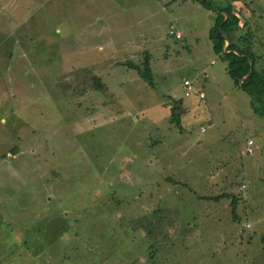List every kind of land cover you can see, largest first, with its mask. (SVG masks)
<instances>
[{
    "label": "rangeland",
    "instance_id": "1",
    "mask_svg": "<svg viewBox=\"0 0 264 264\" xmlns=\"http://www.w3.org/2000/svg\"><path fill=\"white\" fill-rule=\"evenodd\" d=\"M210 2L0 0V264H264V103Z\"/></svg>",
    "mask_w": 264,
    "mask_h": 264
},
{
    "label": "trees",
    "instance_id": "2",
    "mask_svg": "<svg viewBox=\"0 0 264 264\" xmlns=\"http://www.w3.org/2000/svg\"><path fill=\"white\" fill-rule=\"evenodd\" d=\"M199 1L206 8L212 9L210 0ZM217 10L215 22L208 32L213 51L223 54L227 60V73L234 80L235 85L240 86L254 97L256 101L264 103V63L261 62V56L253 49V33L249 30L243 31L239 16L231 10L230 6L218 8ZM226 41L229 42L228 52H224ZM261 42L259 43L260 45L263 43ZM149 60V55L146 54L143 60L144 71H140L137 68L138 66H135L133 63L126 62V65L131 68H137L139 75L149 82L151 76ZM250 61H252V71L249 74ZM100 85V83H97L98 87ZM254 109L255 112L259 113L256 108ZM171 119L175 123L179 121V116L175 115L173 108L171 110ZM234 212V208H232L233 215H235Z\"/></svg>",
    "mask_w": 264,
    "mask_h": 264
},
{
    "label": "crops",
    "instance_id": "3",
    "mask_svg": "<svg viewBox=\"0 0 264 264\" xmlns=\"http://www.w3.org/2000/svg\"><path fill=\"white\" fill-rule=\"evenodd\" d=\"M248 5H250V3H249V1H246V0H244V1H242V0H227V3L225 5V7L226 6H230L231 7V10L233 12H235L239 16L240 22H250V20H252V16L250 14V10L248 9V7H249ZM249 17H250V19H249ZM253 20L251 22H253ZM181 37H182V34H181ZM227 42L228 41L225 42L224 52H225V47L227 46ZM211 63H213V61ZM185 80H188V79H185ZM262 114H264V112ZM252 145H253V142H252ZM252 153H253V150H252ZM209 200L217 201V199H215V198H209ZM233 201H234V199L232 200V208H233ZM232 208H231V214H232ZM233 217L236 218V215H233Z\"/></svg>",
    "mask_w": 264,
    "mask_h": 264
},
{
    "label": "built area",
    "instance_id": "4",
    "mask_svg": "<svg viewBox=\"0 0 264 264\" xmlns=\"http://www.w3.org/2000/svg\"><path fill=\"white\" fill-rule=\"evenodd\" d=\"M169 33H170V35H174L176 39H178V38L181 37V34H180L179 32H175V31H172V30H171ZM183 85H184V87H185V94H186V95H189V94L192 92V90H193V89H192L191 82H190L189 80H184V81H183ZM199 95H200V97H202V96H203V92H199ZM248 145H249V146L252 145V141H251V140L248 141ZM247 151H248L249 153H252V149H251V147H249V148L247 149Z\"/></svg>",
    "mask_w": 264,
    "mask_h": 264
},
{
    "label": "water",
    "instance_id": "5",
    "mask_svg": "<svg viewBox=\"0 0 264 264\" xmlns=\"http://www.w3.org/2000/svg\"><path fill=\"white\" fill-rule=\"evenodd\" d=\"M228 45H229V42H227V46L225 47V52H228L227 48H228ZM252 71V61H250V71H249V74L251 73ZM246 77V76H245ZM244 77V78H245Z\"/></svg>",
    "mask_w": 264,
    "mask_h": 264
}]
</instances>
